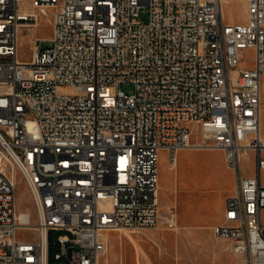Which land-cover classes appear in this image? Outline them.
<instances>
[{
  "label": "built area",
  "instance_id": "obj_1",
  "mask_svg": "<svg viewBox=\"0 0 264 264\" xmlns=\"http://www.w3.org/2000/svg\"><path fill=\"white\" fill-rule=\"evenodd\" d=\"M230 1L0 0V264H100L105 235L159 222L158 152L213 142L235 177L229 230L213 235L238 264H264V0H244L242 22L226 21ZM46 11L50 47L32 39L22 61L21 30ZM246 48L253 66L239 68ZM249 151L252 176L241 170ZM17 176L35 224L17 211ZM26 229L37 240L17 238Z\"/></svg>",
  "mask_w": 264,
  "mask_h": 264
},
{
  "label": "rangeland",
  "instance_id": "obj_2",
  "mask_svg": "<svg viewBox=\"0 0 264 264\" xmlns=\"http://www.w3.org/2000/svg\"><path fill=\"white\" fill-rule=\"evenodd\" d=\"M230 2L224 8L226 21L230 18L234 22L244 21L246 17L244 0H231ZM51 18V11H48L45 16L39 14L37 25L33 31L21 30L18 41L19 59L22 61L31 59L29 46L31 45V38L38 40L36 44L40 50L50 47L48 40L52 34ZM138 19L142 22L147 21V7L140 9ZM240 56L239 68H251L253 66V49L241 50ZM260 86L261 135L264 137V76L260 78ZM122 90L130 93L132 87L123 85ZM197 133L198 131L195 130V135L191 141L192 145H196L200 140ZM260 153L263 152L260 151ZM254 157L255 153L251 151L242 157L241 170L243 175L253 173ZM224 161V152L216 148L205 150L187 147L180 149L174 159L168 155L167 151H159V216L168 218L170 213L176 214L178 225L181 227L180 233L169 230L165 220L161 219L154 228L134 232L109 233L107 236L108 252L100 259V264H136V258L140 260L141 264H147L148 259L153 264H203L205 255L213 249H217L208 236L209 230L204 227L210 226L211 232V228L215 224L223 222L222 209L224 208L222 204L235 190L234 174L227 169ZM175 164L176 166H174ZM16 178L17 211L30 213L31 224H35L36 216L29 192L19 176ZM260 180L264 184V171L260 172ZM189 224L192 227L202 229L193 231L191 234L189 229L188 234L183 226ZM63 234L65 233L62 231H52L49 232L48 238L55 241L57 237ZM124 234H127V237ZM17 238L24 241L37 240V235L34 231L26 229L19 231ZM224 261L226 264H238L236 256L232 260L224 259Z\"/></svg>",
  "mask_w": 264,
  "mask_h": 264
},
{
  "label": "crops",
  "instance_id": "obj_3",
  "mask_svg": "<svg viewBox=\"0 0 264 264\" xmlns=\"http://www.w3.org/2000/svg\"><path fill=\"white\" fill-rule=\"evenodd\" d=\"M252 175H253V173L249 174L247 176H252ZM230 196H228V197H230ZM226 199L224 200V202L222 204L223 208H224V204H225ZM223 210L224 209H222V212H223ZM175 218H176V223L178 224L177 216H175ZM215 225H217V224H215ZM183 227H190V232H189L190 234L193 231L202 229V228L192 227L190 224L186 225V226H183ZM204 228H207L209 230L208 236L212 240V242L216 245L217 249H213L209 254L205 255V258H204L205 260H204L203 264H226L224 259L232 260L233 258H235V255L231 252V242L229 240H220V239L215 238V236L213 235V232H212V228H211V232H210V226H207V227H204ZM194 260H195V258H194Z\"/></svg>",
  "mask_w": 264,
  "mask_h": 264
},
{
  "label": "bare ground",
  "instance_id": "obj_4",
  "mask_svg": "<svg viewBox=\"0 0 264 264\" xmlns=\"http://www.w3.org/2000/svg\"><path fill=\"white\" fill-rule=\"evenodd\" d=\"M231 3V2H230ZM246 9V7H245ZM46 14H47V11H46ZM45 14V15H46ZM45 19V18H44ZM48 19V18H47ZM51 20V19H50ZM231 20V18H230ZM34 30V29H33ZM31 38V37H30ZM30 41V40H29ZM31 41H32V38H31ZM30 43V42H28ZM30 46V45H29ZM28 46V47H29ZM18 50H20L18 48ZM261 122H262V104H261V115H260V137H261V140L264 141V137L261 135ZM194 145V144H193ZM187 147H180V149H185ZM189 148H193L192 146L189 147ZM213 148H216V149H219L221 151L224 152V159L226 161V150H222V145H221V142H213ZM195 149V148H194ZM248 152L244 153V155H247ZM176 166V164L174 165ZM158 189H159V177H158ZM17 192V191H16ZM174 216H176V214H174ZM160 219L161 220H166L167 218L166 217H163L162 215L160 216ZM231 221V209H230V203L228 200L225 201V204H224V210H223V222L220 223V224H217L214 228L215 230H229V223H226V222H230ZM163 222V221H162ZM183 229L186 230V232L188 233L189 232V227H183ZM169 230H173L175 233H180L181 231V227L176 223V226L173 228V229H169ZM185 233V232H184ZM126 237H127V234H124ZM105 237H107V235H105ZM131 240H133L132 238H130ZM112 243V242H111ZM120 245H121V241H120ZM122 246V245H121ZM111 247V246H110ZM120 248V247H119ZM111 250V249H110ZM114 250V249H113ZM117 252V251H116ZM122 254V253H121ZM110 255V254H108ZM122 258V256H121ZM117 260V258H116ZM113 261V260H112ZM114 263V262H113ZM136 264H141L140 263V260L138 258H136ZM147 264H153L152 261L150 259H148L147 261Z\"/></svg>",
  "mask_w": 264,
  "mask_h": 264
},
{
  "label": "trees",
  "instance_id": "obj_5",
  "mask_svg": "<svg viewBox=\"0 0 264 264\" xmlns=\"http://www.w3.org/2000/svg\"><path fill=\"white\" fill-rule=\"evenodd\" d=\"M49 253L51 254V248H49ZM51 261H50V258H49V263H50Z\"/></svg>",
  "mask_w": 264,
  "mask_h": 264
}]
</instances>
